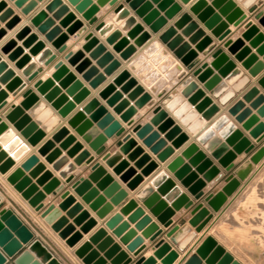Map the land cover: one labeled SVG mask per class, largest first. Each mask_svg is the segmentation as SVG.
<instances>
[{
  "label": "water",
  "instance_id": "1",
  "mask_svg": "<svg viewBox=\"0 0 264 264\" xmlns=\"http://www.w3.org/2000/svg\"><path fill=\"white\" fill-rule=\"evenodd\" d=\"M18 7L22 8V12L26 15L36 7V2L30 0H14ZM30 1V2H29ZM75 9L82 14L88 21L89 25L95 24V30L106 38V42L114 45V50L122 51L120 57L127 60L135 51L133 46L128 47L127 40L122 38V30L131 29L129 37H139L138 42L146 41L151 37L149 31H144V26L137 23L136 16L131 14V11L125 6V3L135 10V13L142 17L144 22L149 25L150 30L154 33L159 32L167 23L169 19H174L171 26H168L161 34V39L168 43V47L175 51L177 57L181 58L185 66L191 65L196 61L198 52L197 50L204 51L207 55L210 50L215 46L212 40L205 36L202 29H198L197 22L191 21L192 17L189 12L182 11V6L174 0H151L158 4V10L165 12L161 16L158 10L152 9L151 2L146 0H98L96 5L92 0H68ZM187 4L190 0H181ZM243 5L250 9L253 7L257 0H240ZM115 6L116 16L113 22L107 24L103 22L97 23L95 16L99 10V6L108 3ZM210 2V4H209ZM7 3L5 0H0V21H6L8 27L19 20V17L13 15L10 8H6ZM47 11H52V18H48L46 11L37 12L32 18L31 22L38 26L39 30L46 33V38L53 41V46L64 52L67 46L64 44L68 39V34L74 35L76 32L82 34L87 30L81 19H78L76 14L70 11L68 5L63 4L62 0H50L46 6ZM188 10L200 21L207 30L218 40L223 41L230 34V23L238 26L245 18L244 11L237 7L234 0H196ZM178 15V16H177ZM177 18L175 19V17ZM256 18L264 25V8L257 14ZM54 19H59V26L54 25ZM115 23H123L121 30L115 28ZM66 27V32H62L61 28ZM246 31L242 34L243 38H253L251 44H262L259 51L264 52V34L259 32L258 27L252 22H247ZM182 29L183 35H190V41L184 42L182 35H177V30ZM6 35L5 29H0V39ZM24 40L23 47L17 46L18 40ZM86 44L82 50L76 52L68 51L64 54V59L76 67L79 73H82L85 80H89L90 85L97 87L102 82V76L99 75L98 69L91 66L90 61L84 58L83 51H90V57L97 59V66H106V72L114 71L121 64L114 59V56L107 51L106 47L101 44L93 32H88L85 35ZM199 42L196 49H192L190 43ZM29 54H24V47H29ZM224 46L228 51L234 55L235 59L242 62L243 66L250 69V73L256 76L264 68V64L256 63V57L250 55L248 47L244 46L242 39L232 41L227 39ZM0 51L8 55V59L15 61L16 67L23 69L22 73L27 77L28 81H33L37 78L38 64L31 62V54H39L37 60L49 66L57 58V54L52 52L51 49L46 48L43 41L38 40V36L32 33L30 26H23L14 36V38L6 41L0 46ZM213 60L211 63L203 62L199 67L195 68L192 76L187 77L183 84L182 90L176 95H170L164 99L166 107L174 113L181 123L188 126L191 133H196L198 129L204 124V118L212 117L217 111V104L213 103L212 98L206 94V90L210 91L214 97H218L219 101L225 104L232 96L231 92L227 91V82L239 79V87L248 82V79L242 75L240 69L236 68V62L230 58L227 52L222 48L215 50L212 53ZM55 72L50 78L43 80L37 78L34 81V88L38 92L45 95V99L52 103V107L59 110L62 116L68 113L75 107L76 102H81L85 97L90 94L88 88L84 86L81 80L77 79L76 75L70 71L68 65L64 60L59 59L54 63ZM215 70L217 73H215ZM222 77H226V82L222 81ZM125 88L133 89L132 97H139L137 105L142 107L144 104L151 106L155 100L152 96L144 92L142 86L138 85L134 78H130L127 71H122L117 81L128 80ZM60 81V85L55 86V82ZM203 84L200 87L199 83ZM258 83L264 87V74L258 79ZM2 85H5L4 87ZM27 83L22 78L16 75V72L9 68L8 62L0 54V173L6 174L7 171L14 165V159L8 157L7 150L16 148L21 145L18 138H13L14 134L8 129L6 119L11 122L14 127L20 131V134L28 140L32 145H36L45 133L44 128H50L58 120L52 115L50 109L46 108L44 103L33 90L27 88L23 93V100L19 104L13 102L11 105L6 106L9 92L13 96L20 93ZM66 93L62 94V88L68 87ZM206 89V90H205ZM113 91L111 86L105 87L100 93L103 97H109ZM74 95L73 100H69L68 96ZM257 98L254 105H262L259 113L264 115V96L259 94L258 89L253 87L249 90L245 98ZM120 98L119 94L113 95L108 103L113 105ZM126 102H121L115 110L119 113L126 107ZM194 106V109L191 107ZM242 107V102H237L229 111L232 114L237 113ZM93 114V119L100 117L106 113L105 109L100 106V102L96 98H92L83 108L81 112L76 113L70 124L77 127V131L83 135V138L91 143L92 148L97 154L104 151L103 143L106 140L103 136H98L99 130L93 127L92 120H86V113ZM40 113L34 119L33 117ZM155 116L152 119L154 122H161V128H170L168 134L174 137L173 145L180 147L188 140V136L182 133L174 121L168 117V114L160 106L154 109ZM199 113L203 115L198 117ZM250 110L246 109L241 112L237 119L243 121L245 117L249 116ZM140 114H137L134 109H128L124 112L121 118L131 125ZM36 117V116H35ZM134 117V118H131ZM46 121L44 127L40 123ZM112 124L107 130L108 133L117 132L120 135L124 128L120 126L117 121H113L112 116L107 114L102 120L103 124ZM258 123L256 116H251L244 124L243 127L250 130V135L256 139L257 143L264 139V122ZM150 125L139 126L136 125L133 131L139 137L144 139V142L151 147L154 153H158V159L165 161L172 153L171 148H164L165 141L160 139L157 132H153L146 136L151 130ZM216 131H219L216 134ZM68 135V129L65 127L59 128L53 135L52 140L58 141ZM13 139L9 146L3 149L2 144L7 140ZM223 139L225 142H223ZM198 142L202 143L205 149L218 160L221 166L230 171L234 167L233 160L237 154L243 152L250 153L255 144L252 143L243 133L236 128V126L229 122L226 115L219 116L210 127L206 128L197 136ZM75 138L69 136L62 143L65 147L74 143ZM233 146V150H229V146ZM53 147L52 141L45 142L40 148L39 152L46 155ZM83 148L82 144L76 143L74 147L65 155L62 156L59 150L52 151L46 159L53 163V167L60 171L61 177L65 182H60L58 179L53 178L50 172L44 174L32 183V177H37L40 173L45 171L44 165L38 162L35 156H30L28 160L22 165V169H30L34 166L29 176H25L23 171L18 169L8 176L7 180L14 188L21 193L22 197L27 200L28 204L36 211L40 212L41 217L45 223L49 225L58 236L62 238L69 247H74L75 244L82 238L80 232L76 231V225L83 223L82 229L88 231L96 222L90 218L88 211L83 210L81 204L76 203L75 196L71 194L70 190H65V185L70 184L71 188L76 194L82 197L83 201L90 204V207L98 209L104 203L106 197L111 198L113 205H119L128 195L126 190L122 189L117 181L111 174L107 173L106 169L100 162H96L92 166V172L88 177H80L74 180L73 171L75 164L69 163V155L78 153ZM26 148L20 147L18 154L22 153ZM133 149L130 157H139L137 165H144L149 163L145 171L155 169L158 167L156 162L152 161L148 154H145L141 147L137 146L135 139L131 134H126L123 138V143L119 150L110 153L107 152L103 155V160L110 167H115L114 171L121 174L127 167V162L122 161L123 154L128 150ZM264 156V147L258 148L251 155L250 159L254 163H258ZM84 158L86 163L90 164L94 160V156L90 155L87 151H83L79 156V161ZM187 161V162H186ZM166 168L174 174V177L194 196L199 200L204 196L203 188L207 181H218L224 173L220 168L213 164V161L207 156L205 152L199 149L195 143H189L182 148L177 156L166 164ZM134 175V170L128 169L121 178L126 182ZM200 175L201 178H200ZM140 178L135 177L128 182L131 189H135L139 184ZM47 183L42 190L38 189V185ZM96 183V186H93ZM240 181L233 174L227 176V181L222 190L218 193L210 192L204 196V200L214 210H218L226 200V196L231 195L239 186ZM156 188V191H154ZM100 190L103 195H100ZM53 193L54 196H60L58 205L51 203L44 207V200L46 194ZM163 197V199L161 198ZM138 198L143 202V205L148 208L151 213L157 217L158 221L165 227H168L172 220L170 218L174 215L176 210L181 208L189 209L194 205V201L188 196L187 193L182 191L179 184L170 178L165 170L158 172L150 181V186L144 187L138 193ZM1 201V200H0ZM168 203H171L170 207ZM72 207L69 211L68 209ZM112 209L110 204H106L98 212L100 217H104L108 210ZM63 211H68L67 215L74 217L72 223L68 222L67 217L62 216ZM133 211L129 220L140 219L136 228L141 229L145 227L143 235L150 236V241H155L163 234V229L159 228L156 223L152 222L149 215L144 214L143 208H139L134 200H129L120 212L115 213L110 217L105 225L113 230V233L120 237L123 244L127 245V249H123L119 242H115L111 235H108L104 227L99 228L89 239L84 242L80 247L75 250L84 264H131L133 256H138L145 248L146 245L142 244V237H136L135 230H128V222H122V215ZM213 217L208 206L199 202L194 206L193 212L186 223L176 224L171 227L166 236L177 245L179 250H184L189 242L195 237V232H191V227H195L196 231H201L203 227ZM128 230V231H127ZM205 235V234H204ZM203 235V236H204ZM27 243L26 248H22L23 244ZM96 245V248H93ZM154 254L148 258L143 256L139 257L135 264H157V259H161L160 264H172L179 256L176 249H173L171 244L160 238L154 243ZM100 252L104 254L101 256ZM132 255H130V253ZM12 258L13 264H62V262L54 255V253L44 244L42 240L35 237L32 230L19 218V216L11 208H2L0 210V264H5L7 257ZM108 260H111L109 263ZM204 261V262H203ZM184 264H241L234 256L228 252L222 245H220L211 235L205 236L202 244L196 249Z\"/></svg>",
  "mask_w": 264,
  "mask_h": 264
},
{
  "label": "crops",
  "instance_id": "2",
  "mask_svg": "<svg viewBox=\"0 0 264 264\" xmlns=\"http://www.w3.org/2000/svg\"><path fill=\"white\" fill-rule=\"evenodd\" d=\"M5 1L7 3L6 8L12 9L13 15L18 16L19 20L12 25L13 26L12 28L7 26V23L10 21V18L6 19V21H0V29L6 30V35L0 39V46H2L9 39L14 38L15 34L23 26L25 25L30 26L32 29V33H35L38 36V40L43 41L46 48L51 49L52 52L57 54L56 60L52 62L49 66H45L44 63H41L39 62V60H37V57L39 54H31L30 56L31 62L38 64L39 74L37 78H42L43 80L50 78L52 74L55 72L54 63L57 60L62 59L68 65L70 71H72L76 75L77 79L81 80L84 86L89 89L90 94L87 97H85L81 102H76L75 107L68 113V115L64 117L59 113V110L52 107L51 102H48L45 99V95L41 94L40 92L37 91L36 88H34L33 84L37 78L33 81H28L27 77L22 73L23 69L16 67L15 61L9 60L8 55L3 54L0 51V54L2 55V57L8 62L9 68H12L16 72V75L20 76L22 80L27 83L26 87L16 96H13L12 92H9V96L6 100L7 101L6 106L11 105L13 102H15V104H19L21 100H23L22 93L27 88H33V90L36 92V94L40 98V101L44 103L46 108L51 110L52 115L56 117L58 120V123H56V125L50 128H47V127L44 128L45 129L44 137L36 145H32L30 142H28L27 139H25L20 134V131H18L14 127V125L6 119V122L8 123V126H9L8 129L11 130L14 134L13 138H18L21 142V145L16 148L7 150V146L10 145L13 139H9L6 141V143L2 144V148L3 149L6 148L7 150L8 157H12L14 159V165L7 171V173L5 174V178H3V175L0 173V177H1L0 178V198H1L0 210L2 208L13 209L14 212L19 216V218L32 230L35 237L42 240L44 244L62 262V264H84L82 260L78 256H76L75 250L78 247H80L84 242L88 241V239L101 227H104L108 235H111L114 238L115 242H119L123 249L128 250L127 245L121 242L120 237L116 236L113 233V230L108 228L105 225V222L110 217H112L115 213L120 212V209L122 208V206H124L129 200L136 201L138 204V207L143 208L144 214L149 215L152 218V222L156 223L158 227L163 229L164 231L161 236H159L155 241L151 242L150 236L143 235V231L145 230V227H142L141 229L136 228V225L138 224L140 219H136L133 221L129 220V217L132 215L133 211L123 214L122 222H128V226H129L128 230H135L136 237H142L143 239L142 244L146 245V248L138 256H133V262L131 264H135V261L141 256L145 258L153 256L154 250H155L154 243L160 238H164L165 241L169 242L172 248L176 249L179 253L178 258L172 264H184L186 260L192 254L196 252V249L202 244L205 236L207 235H211L220 245H222L228 252H230L234 256V258L238 260L241 264L264 263V156L258 163H254L250 159L253 152H255L260 147H264V139L261 142L257 143L256 139H254L250 135V130H247L243 127V124L251 116H256L258 118V123L256 124V126L264 122V115L258 112L262 105H254L257 95L254 97L245 98L249 90L253 87L257 88L259 94L264 96V87H262L258 83V79L264 74V68L262 69V71H260L258 75L253 76L250 73V69L243 66L242 62L235 59L234 55L231 54L228 51V49L224 46V42L227 39L235 41L240 38L244 42V46L249 48L250 55H254L256 57V63L264 64V52L259 51V48L261 47L262 44L258 43V44L253 45L251 44L253 38L250 37L247 39V38L242 37V34L246 31L245 25L247 22H252L254 25L258 27L259 32L264 34V25H262L259 22V20L256 18V14L262 8H264V0H257L256 3H254L253 7L250 9L246 8L243 5L242 1L234 0L237 4V7L241 8L244 11V13L246 14V18L238 26H234L233 24L230 23L229 28L231 32L227 36V38L223 41H218L211 34V32L207 30L206 27L200 21H198V19H196V17L188 10V8L196 0H190L187 4L183 3L181 0H174L175 2H177L178 4L182 6V11L179 13V15L184 12H189V14L192 17L191 21L197 22L198 29H202L205 33V36H208L212 40V43H215V46L210 50V52L207 55L204 53V51L197 50V46L199 45L198 41H196L195 43H190L191 48L197 50L198 56H197L196 61L193 62L189 66H185L181 58L176 56L175 51L171 50L168 47V43H166L165 41L161 39L162 32H164V30L168 26L172 25V22H174V19H169L168 23L159 32L154 33L150 30L149 25L144 22L143 18L138 16L135 13V10H133L128 5V3H125L124 0H119V2L123 1L125 6L131 11V14L136 16L137 23H140L144 26V31H149L151 33V37L148 40L138 42L137 41L139 38L138 36L134 38L129 37L128 34L131 29L122 30V38H125L127 40V44H128L127 46L128 47L133 46L135 48V51L131 54V56L127 60H124L122 57H120V54L122 51H119V52L115 51L113 49L114 45L108 44L106 42V38L102 37L98 33V31L95 30L96 23L93 25H89L88 21L82 16L80 12H78L75 9V6L72 5L68 0H62L63 4L68 5L70 11L74 12L78 19L82 20L84 25L87 26V30L80 35L78 34V32H76L74 35L68 34V39L64 43L67 46V48L64 52H59V50L53 46V41H50L48 38H46V33L41 32L38 29L39 27L34 25L31 22V18L37 12L41 10L47 12L48 18H52L53 12L46 10V6L50 2V0H30V1L36 2V7L28 15L22 12V8L18 7L15 4L14 0H5ZM97 1L98 0H92V3L96 5ZM146 1L151 2L152 9L158 10L157 3L152 2L151 0H146ZM158 12L160 13L161 16H164L165 14V12L162 10L160 11L158 10ZM2 14H3V11L0 12V16ZM95 16L97 17V23L103 22L107 24L109 22H113V18L116 16L115 6H111L109 2L103 6L100 5L99 10L97 11ZM177 16L175 17V19L177 18ZM59 22H60L59 19H54L55 26H59ZM122 24L123 23H115V28L120 29ZM61 30L62 32L65 33L67 28L62 27ZM88 32H93L94 36L98 38L99 42L103 44L106 47L107 51L110 52L114 56V59L120 62L121 64L114 71L106 72L107 65L104 67L97 66V59L90 57L91 50L83 51L84 58L88 59L90 61L91 66L96 67L99 72L98 74L102 76V82L97 87L91 86L90 85L91 81L85 80L83 78L82 73H79L76 70L75 66L71 65L68 62V60L64 59V54L66 52L68 51L76 52L78 50H82L83 46L86 44V40L84 38ZM177 35H182L184 38V42L190 41V35L189 36L183 35L182 29L177 30ZM24 40L25 39L18 40L17 46L23 47ZM156 40L159 41L161 46L164 48L163 52L165 54H163V56L158 55L159 57L157 56V54H154V55L150 54L148 56L147 55L144 56L143 53H145L146 49ZM32 47L33 45H29V47H24V54H29L30 49ZM219 48H222L225 52H227L230 58H232L236 62V68L241 70L242 75L248 79V82L240 87L238 85L239 79L227 82V91L231 92L232 96L225 104L220 102L218 97H214L210 91L205 89L206 94L212 98L213 103L217 104L218 111L209 119L204 118V124L198 129V131L196 133H191L188 130V126L181 123V121L178 118H176V116H174V113L166 107V105L164 104V99L170 95L178 94L183 88L182 84L184 80L187 77L192 76L194 69L199 67L203 62L211 63V61L213 60L212 53ZM167 52L169 53V55L171 54V56L174 58L175 64H180L182 66V71L180 70V71L172 72V75L170 77L171 79L169 78L170 81L166 79L168 77L165 78L161 76L162 72L164 73L165 71L166 73V71L169 70V68L166 67L167 61L166 63H164L165 60H167L165 58L166 57L165 55H168ZM145 57H147L148 59ZM151 59L154 61H152ZM149 61L150 62L152 61V62L150 63ZM163 63L165 65L164 68L162 67L164 66ZM50 69H51L50 71L51 75H46L47 77H45L44 73ZM123 70L127 71L130 78H134L137 84L143 87L144 92H147L152 96L155 102L151 106H149L147 103L144 104L142 107L137 105L139 97H132L131 94L133 92V89L125 88L129 79L125 81H117L119 74ZM215 73H217L216 70H215ZM222 81L226 82V77H222ZM198 83L200 87H203L202 83L200 82ZM58 85H59V81H56L55 86H58ZM147 85L150 86L151 89H149ZM2 86L4 87L5 85H2ZM107 86H111L113 88V91L111 95H109V97L106 98V97L101 96L100 93ZM154 86L156 87V91L152 89V87ZM68 88H69V85L66 88H62L61 90L62 94H65ZM115 94H119L120 98L116 103L111 105L108 103V100ZM73 98H74V95L68 96V99L70 101L73 100ZM92 98H96L100 102V106L103 107L106 111L104 115L100 117H96V119H93L92 117L95 111L91 114L86 113L85 115L86 120H92L93 127L98 128L99 130L98 136H103L106 139L103 143V146L105 149L101 154H97L96 151L92 148L91 143L87 142L83 138V135H81L77 131V127H73L70 124L72 117L76 113L81 112L82 108ZM123 101H125L127 105L124 110L118 113L115 110V108ZM237 102H242V107L239 109V111H237V113L235 114L230 113L229 110ZM157 106H160L163 110H165L166 113L168 114V117L174 121V125H177L180 128L181 132L185 133L188 136V140L184 142L180 147H176L175 145H173L175 138L168 135L171 131V127L161 128L162 126L161 122L152 121V119L155 116L154 109ZM131 108L134 109V111H136L137 114H140V116L137 119H135V121L131 125H127V123L121 118V116L124 112H126V110L131 109ZM191 108L194 109V106H192ZM246 109L250 110L249 116L247 115L243 121H239L237 119V116L241 112L245 111ZM39 114L40 113H37L35 115L36 117L34 116L33 118L36 119L39 116ZM107 114L112 116L113 121H117L120 124V126L124 128V131L120 135H118L117 132L108 133L107 130L110 128L112 121L107 124L102 123V120ZM0 115H1V110H0ZM202 115L203 113H199L198 117L201 118ZM222 115H226L229 119V122L233 123L236 126V128L239 129L243 133L245 137H247L252 143L255 144L254 149L250 153L246 154L243 152L242 154H237V157L233 160L234 167L230 171H226L221 166V164L218 162V160L215 159L211 155V153L205 149L204 145L198 142L197 140V136L202 131H204L206 128L210 127L211 124L214 121H216L219 116H222ZM131 118H134V117H131ZM45 124H46V121H43L42 123H40V126L44 127ZM136 125H139V126L150 125L151 131L146 136H149L153 132H157L159 136V140L162 139L165 141L164 148H171L173 153L165 161L163 162L160 161L158 159V153H154L151 150V147L144 142V139L136 135V133L133 131V128ZM62 127H65L68 129V135L58 141L53 142L52 140L53 135L57 132L59 128H62ZM218 132L219 131H216V134H218ZM126 134H131V136L135 139L137 146L141 147L143 152L145 154H148L151 160L156 162V164H158V167H156L155 169H150L148 171H145L146 167L148 166L150 162L144 165H140V166L137 165L139 157H132V158L130 157L133 149L128 150V152L123 154L122 161L127 162V167L126 169H124V171H122L121 174H118L114 171L115 167H110L108 164H106V162L102 158L103 155L107 152L112 153L115 150H119L120 146L123 143V138ZM69 136H73L75 138V142L66 146V148L62 147L61 146L62 143ZM47 141H52L53 147L51 151H49L46 155H42L39 152V148ZM192 142H195L199 146V149L205 152L207 156L213 161V164L217 165L220 168V170L224 173V176L220 180L218 181L212 180V181L206 182V185L203 188L204 196H206L210 192H213L215 194L220 192L223 186H225L226 184L227 176H229L230 174H233L240 181L239 186L235 189V191L231 195L226 196V200L224 201V203L221 205V207L218 210H214L212 207H210L208 203L204 200V196L199 200L195 199L194 196L188 191V189H186L174 177V174L166 168V164L170 160H172L175 156H177L182 148H184L186 145ZM223 142H225L224 139H223ZM76 143L82 144L83 148L78 153H74V155H69L68 157L69 163L75 164L76 166L75 170L72 173L74 176L73 181L79 179L80 177H85V178L88 177V175L92 172L93 164L96 162H100L106 169L107 173L113 176L114 181H117L120 184L121 188L126 190V192H128V195L119 205H113L111 203V198L106 197L101 207H99L98 209H94L90 207V204L84 202L81 196H79L78 194L74 192V190L71 188V185H70L71 183L66 184L65 190H70L71 194L75 196L76 203L81 204L83 207V210L88 211L90 218L96 222L94 226L89 227L90 229H88V231H85L82 229L83 223L80 225H76V231L80 232V234L82 235V238L75 244L74 247H69L58 236V234L54 232V230H52V228L45 223L44 219L40 215V212H36L28 204L27 200H25L22 197L21 193H19L14 188V185L8 182L7 178L9 175H11L13 172H15L18 169L22 170L25 176H29L30 172L33 169H35L36 166L30 169L23 170L22 165L28 160L30 156H35L38 159V162L44 165L45 171L37 175V177H32L33 184H35L36 181L44 174V172H47V171L52 174L53 178L58 179L60 182H65V180L60 175V171L56 170L53 167V163L49 162L46 159V157L54 150H59L61 152V155L65 156L74 147ZM22 146H24L26 149L22 153L18 154V150ZM229 150L232 151L233 146L230 145ZM83 151H87L90 155L95 157L94 160L90 164H87L86 159L84 158H82L79 161V156ZM128 169L134 170V175L131 179H128V181L125 182L121 178V176ZM161 170H165L168 173L169 177L174 179L176 184H179L181 186L182 191L184 193H187L188 196H190V198L194 201V205L190 207L189 209H185L183 207L180 210H176L174 215L170 218V220H172V223L168 227H165L162 223H160L157 217H155L151 213V211L143 205V202L138 198V193L140 192V190H142L146 186H150V181L152 180V178H154V176ZM242 171L245 173L243 176L241 175ZM201 176L202 175H200V178ZM135 177H139L140 181H139L138 186L135 189H131L128 186V182L134 179ZM3 179L6 181H4ZM46 184L47 183H44V185L43 184L38 185V189L42 190ZM93 186L95 187L96 183H93ZM154 191H156V188H154ZM100 195H103L102 190H100ZM161 198L163 199V197ZM59 201H60L59 195L54 196L53 193H48L46 194V198L43 201L44 207H47L51 203L58 205ZM199 202H202L204 205L208 206L213 217L203 227L201 231H196L195 227H191V232H195L196 234L195 237L189 242V244L186 246L184 250H179L177 245L174 244L166 236V232L174 225L185 222L186 219L191 216L194 206L198 204ZM106 204H110L112 206V209L108 210V212L105 214L104 217H100L98 212ZM170 204L171 203H168L169 207L171 206ZM71 208L72 207H70L68 211ZM68 211H63L62 216L67 217L68 222L72 223L74 221V218H76L78 215H74V217L68 216L67 215ZM217 234H219V236ZM57 237L60 240H58ZM61 241L63 242L60 243ZM22 246H23L22 247L23 249L26 248L27 243H24ZM93 248H96V245H93ZM150 249L153 250V253L149 255L146 254V252H148ZM256 250H258L257 251L258 255L256 257H253L255 259H252L251 253L252 252L254 253ZM129 253L130 255H132L131 252ZM103 254H104L103 252H100L101 256ZM254 254H256V252ZM6 257L8 259L5 264H13L12 258L8 256ZM245 258H248L249 260L246 261ZM110 261L111 260H108L107 262L109 263ZM160 262H161V259H157L156 263L160 264Z\"/></svg>",
  "mask_w": 264,
  "mask_h": 264
},
{
  "label": "bare ground",
  "instance_id": "3",
  "mask_svg": "<svg viewBox=\"0 0 264 264\" xmlns=\"http://www.w3.org/2000/svg\"><path fill=\"white\" fill-rule=\"evenodd\" d=\"M109 17V16H108ZM163 47L161 46V44L159 43V41H155V42H153L147 49H146V52L145 53H143L144 54V56H148V55H150V54H152V55H154V54H157V56L159 55V56H163V54H165L164 52H163ZM168 53V52H167ZM151 55V56H152ZM139 56V55H138ZM158 56V57H159ZM166 56V57H165ZM164 57L167 59V60H165V62L164 63H166V61H167V64H166V67H168L169 68V70L168 71H166V73H165V71H164V73L162 74L160 71V73H161V76L162 77H168V78H166L167 80H169V78L171 77V75H172V72L173 71H182V66L180 65V64H175L174 63V58L171 56V54L169 55V53H168V55H165ZM154 57V56H153ZM145 58H147V57H145ZM150 58H152V57H150ZM209 58V57H208ZM212 58V57H211ZM210 58V59H211ZM148 59V58H147ZM157 59V58H156ZM150 60V59H149ZM152 60V59H151ZM139 61H140V59H139ZM152 61H154V60H152ZM151 61V62H152ZM138 62V61H137ZM150 62V61H149ZM150 62V63H151ZM135 63H136V61H135ZM156 63V62H155ZM164 63H163V65H164ZM159 64V63H158ZM135 65V64H134ZM153 65H155V64H153ZM141 67V66H140ZM163 68L165 67V65L164 66H162ZM139 68V67H138ZM158 68V67H157ZM161 69V68H160ZM153 70V69H152ZM50 71H51V69L50 70H47L44 74H45V77H47L46 75H51L50 74ZM163 71V70H162ZM158 72V73H159ZM148 74V73H147ZM139 75V74H138ZM164 75V76H163ZM142 76V75H141ZM145 77V76H144ZM159 77V76H158ZM146 79V78H145ZM144 79V80H145ZM148 79V78H147ZM160 79V78H159ZM171 79V78H170ZM143 80V81H144ZM158 80V79H157ZM156 80V81H157ZM170 81V80H169ZM145 82V81H144ZM154 82V81H153ZM150 83V82H149ZM155 83V82H154ZM152 84V83H151ZM59 85H60V81H59ZM145 85H146V83H145ZM147 87L149 88V89H151L150 88V86H148L147 85ZM152 89L154 90V91H156V87L154 86V87H152ZM161 90V89H160ZM160 92V91H159ZM155 93V92H154ZM263 167V166H262ZM255 170V169H254ZM245 173L242 171L241 172V175L243 176ZM3 175V174H2ZM1 178V177H0ZM3 178H5V174L3 175ZM4 180V179H3ZM253 180V179H252ZM4 181H6V180H4ZM246 199V198H245ZM0 200H1V198H0ZM233 208V207H232ZM231 211H233V210H231ZM177 217V216H176ZM222 220V219H221ZM225 222V221H224ZM220 223V222H219ZM223 223V222H222ZM216 227V226H215ZM53 230V229H52ZM55 232V231H54ZM57 233V232H56ZM58 234V233H57ZM215 234V233H214ZM218 236H219V234H217ZM57 236V235H56ZM221 237H222V235H221ZM58 238V237H57ZM224 238V237H223ZM62 239V238H61ZM228 239V238H227ZM58 240H60L59 238H58ZM63 240V239H62ZM64 241V240H63ZM63 241H61L60 243H62ZM65 242V241H64ZM66 243V242H65ZM225 243H226V241H225ZM228 245V244H227ZM153 253V250H149L148 252H146V254H152Z\"/></svg>",
  "mask_w": 264,
  "mask_h": 264
},
{
  "label": "rangeland",
  "instance_id": "4",
  "mask_svg": "<svg viewBox=\"0 0 264 264\" xmlns=\"http://www.w3.org/2000/svg\"><path fill=\"white\" fill-rule=\"evenodd\" d=\"M257 251H258V250L255 251L256 254H254L255 252H254V253H253V252L251 253V256H252L251 258H252V259H255V258H253V257H256V256L258 255V254H257ZM241 256H243V255H241ZM245 260L248 261L249 259H248V258H245ZM260 264H264V263H260Z\"/></svg>",
  "mask_w": 264,
  "mask_h": 264
}]
</instances>
